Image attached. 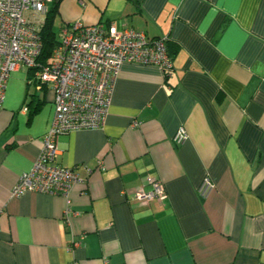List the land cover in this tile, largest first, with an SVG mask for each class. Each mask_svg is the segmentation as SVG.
I'll use <instances>...</instances> for the list:
<instances>
[{
	"label": "crops",
	"instance_id": "1",
	"mask_svg": "<svg viewBox=\"0 0 264 264\" xmlns=\"http://www.w3.org/2000/svg\"><path fill=\"white\" fill-rule=\"evenodd\" d=\"M54 2L59 29L80 20L165 38L171 70L123 64L104 127L57 138L56 164L87 180L70 193L69 225L61 196L11 197L54 105L48 87H31L32 70L10 75L0 108V264H264V0ZM179 128L188 138L175 144ZM147 177L162 181L164 202L123 194L148 190ZM205 177L215 188L201 198Z\"/></svg>",
	"mask_w": 264,
	"mask_h": 264
},
{
	"label": "built area",
	"instance_id": "2",
	"mask_svg": "<svg viewBox=\"0 0 264 264\" xmlns=\"http://www.w3.org/2000/svg\"><path fill=\"white\" fill-rule=\"evenodd\" d=\"M54 0H0V108L5 100L10 75L19 69L38 67L36 78L53 95L54 115L43 136L42 149L29 171L22 174L11 190V197L20 198L34 192L61 196L66 200L63 214L69 225L75 216L70 206V193L75 185L85 186L73 169L56 164L57 138L83 130H100L105 125L112 94L120 68L126 63L152 65L171 70V57L166 39H149L144 32L133 29L116 30L103 24L86 25L80 20L62 26L58 32V46L53 50L49 64L39 67L42 42L40 28ZM37 89H40L37 86ZM133 128L138 127L133 122ZM188 138L179 128L173 138L182 144ZM103 170L101 160L96 161ZM90 174L91 170L87 169ZM148 190L123 192L129 199L149 204L166 200L163 183L147 177ZM215 188L205 177L198 195L206 198ZM79 243L72 241V248Z\"/></svg>",
	"mask_w": 264,
	"mask_h": 264
},
{
	"label": "trees",
	"instance_id": "3",
	"mask_svg": "<svg viewBox=\"0 0 264 264\" xmlns=\"http://www.w3.org/2000/svg\"><path fill=\"white\" fill-rule=\"evenodd\" d=\"M57 11H58V2H54L49 7L45 15L44 23L40 28V38L42 42V48H41L40 56L37 59L39 67L49 64L53 50L58 46L59 43L57 39L58 30L56 31L54 28V21L57 16ZM166 48L169 56L172 57V53L170 51L168 41H166ZM26 71L30 72L31 70H26ZM37 71H38V67L32 69V73L34 77L32 79V82H30L31 83L30 85L33 88V90L38 93V91H43L47 87L40 85V82L35 76ZM37 86H39L40 89H37Z\"/></svg>",
	"mask_w": 264,
	"mask_h": 264
},
{
	"label": "rangeland",
	"instance_id": "4",
	"mask_svg": "<svg viewBox=\"0 0 264 264\" xmlns=\"http://www.w3.org/2000/svg\"><path fill=\"white\" fill-rule=\"evenodd\" d=\"M59 21L57 20V19H55V21H54V28H55V30L57 31L58 29H59Z\"/></svg>",
	"mask_w": 264,
	"mask_h": 264
}]
</instances>
